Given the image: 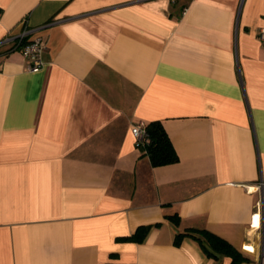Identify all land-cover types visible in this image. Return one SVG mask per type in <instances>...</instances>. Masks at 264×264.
I'll return each instance as SVG.
<instances>
[{
    "label": "crops",
    "instance_id": "0c3cea01",
    "mask_svg": "<svg viewBox=\"0 0 264 264\" xmlns=\"http://www.w3.org/2000/svg\"><path fill=\"white\" fill-rule=\"evenodd\" d=\"M23 21L36 71L1 43ZM261 29L264 0H0V264H230L186 228L264 264ZM138 121L177 162L151 164Z\"/></svg>",
    "mask_w": 264,
    "mask_h": 264
},
{
    "label": "trees",
    "instance_id": "16d2710c",
    "mask_svg": "<svg viewBox=\"0 0 264 264\" xmlns=\"http://www.w3.org/2000/svg\"><path fill=\"white\" fill-rule=\"evenodd\" d=\"M146 128L149 141L141 150L149 156L151 164L159 166L177 162L179 157L162 123L151 121L146 124ZM167 218L175 224H178L180 219L177 213L169 214ZM150 227V225H139L134 233L125 239L141 242L145 239ZM184 237L195 240L209 257L226 256L230 258V264L249 262L248 257L239 252L230 242L205 228H186L175 235L174 242L179 244Z\"/></svg>",
    "mask_w": 264,
    "mask_h": 264
},
{
    "label": "built area",
    "instance_id": "2783aa9c",
    "mask_svg": "<svg viewBox=\"0 0 264 264\" xmlns=\"http://www.w3.org/2000/svg\"><path fill=\"white\" fill-rule=\"evenodd\" d=\"M259 38L264 43V29L259 31ZM13 42L10 49H18L23 56L28 60V67L32 71L39 70L43 65L42 53L45 49V43L41 36L37 33V28L29 25L26 21L22 22V28L17 34L7 33L1 40V43ZM131 133L135 138L137 147L143 148L149 141V135L146 128V123L138 121L132 124ZM258 188H264V182H260ZM262 204L259 202L258 211L252 215L251 227L260 228V207ZM256 216L258 219L256 221ZM250 245H243V248L247 251H254V247L249 248ZM250 249V250H249ZM253 249V250H251ZM262 250H264V241H262Z\"/></svg>",
    "mask_w": 264,
    "mask_h": 264
},
{
    "label": "bare ground",
    "instance_id": "6f19581e",
    "mask_svg": "<svg viewBox=\"0 0 264 264\" xmlns=\"http://www.w3.org/2000/svg\"><path fill=\"white\" fill-rule=\"evenodd\" d=\"M256 218H258V216H256Z\"/></svg>",
    "mask_w": 264,
    "mask_h": 264
}]
</instances>
